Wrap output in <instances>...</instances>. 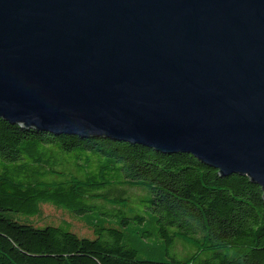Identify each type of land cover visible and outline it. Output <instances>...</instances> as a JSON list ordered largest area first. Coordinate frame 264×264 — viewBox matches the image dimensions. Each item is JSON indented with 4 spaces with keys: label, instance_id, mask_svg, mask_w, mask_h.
Instances as JSON below:
<instances>
[{
    "label": "water",
    "instance_id": "95a60500",
    "mask_svg": "<svg viewBox=\"0 0 264 264\" xmlns=\"http://www.w3.org/2000/svg\"><path fill=\"white\" fill-rule=\"evenodd\" d=\"M0 117L190 153L264 196V0H0Z\"/></svg>",
    "mask_w": 264,
    "mask_h": 264
},
{
    "label": "trees",
    "instance_id": "16d2710c",
    "mask_svg": "<svg viewBox=\"0 0 264 264\" xmlns=\"http://www.w3.org/2000/svg\"><path fill=\"white\" fill-rule=\"evenodd\" d=\"M0 264H264L263 190L190 153L0 117Z\"/></svg>",
    "mask_w": 264,
    "mask_h": 264
},
{
    "label": "rangeland",
    "instance_id": "374dc122",
    "mask_svg": "<svg viewBox=\"0 0 264 264\" xmlns=\"http://www.w3.org/2000/svg\"><path fill=\"white\" fill-rule=\"evenodd\" d=\"M138 198H141V194L133 196L132 200L134 201V200H137ZM43 207H44V213L47 218H54L58 221L63 217L65 219L71 220L78 233H80L81 235H91L90 230L84 226V223L79 219V217H72L69 213L61 209H57L54 206L49 205V204H45L43 205Z\"/></svg>",
    "mask_w": 264,
    "mask_h": 264
}]
</instances>
